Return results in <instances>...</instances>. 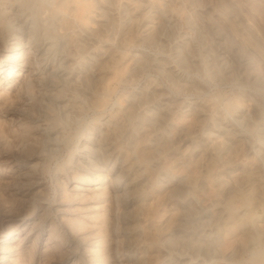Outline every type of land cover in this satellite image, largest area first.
<instances>
[{
    "label": "rangeland",
    "instance_id": "374dc122",
    "mask_svg": "<svg viewBox=\"0 0 264 264\" xmlns=\"http://www.w3.org/2000/svg\"><path fill=\"white\" fill-rule=\"evenodd\" d=\"M80 1L0 0V256L264 259V0Z\"/></svg>",
    "mask_w": 264,
    "mask_h": 264
},
{
    "label": "bare ground",
    "instance_id": "6f19581e",
    "mask_svg": "<svg viewBox=\"0 0 264 264\" xmlns=\"http://www.w3.org/2000/svg\"><path fill=\"white\" fill-rule=\"evenodd\" d=\"M75 1L78 2V3L81 2L80 0H75ZM20 2H21L20 3L21 5H26L29 2V0H20ZM87 6H88V4H87ZM80 7H79V9L81 10ZM82 7L85 8L84 5ZM83 8H82V10H83ZM83 11H87V10L84 9ZM32 38H33V43H36L37 44V42L39 41L38 37L34 36ZM9 51L10 52L4 54V59L7 60V61H10L12 63L10 65L9 69L7 70V72L5 74H3V79H5L6 81H8V83H10V85L8 87H11L14 84V82L16 81L15 80V77H20L21 74H22V71L27 70L28 67L30 69L32 68V62L30 61V57H29V55L31 53L30 47L29 46L25 47L22 43H20V41H16L14 43V46L11 47V49ZM15 66L17 67V71L16 72L14 71ZM3 94H5V95L8 94V91L6 89H5V91L2 90V95ZM102 180H103V177H102ZM103 182L104 181H102V183L100 185L95 186L94 189L100 190L101 192H103V194L104 193L107 194L108 193L107 192L108 187ZM112 184H113V182H112ZM74 187L77 188L75 185H74ZM106 197H107V195L103 196L102 198H104V200H105ZM229 216H231V215H229ZM249 219H251V218H249ZM251 220H249L250 223L253 222ZM254 224H255V227H258V229H259L260 225H258L257 223H255V221H254ZM250 226H253V225H250L249 224V228H250ZM251 228H253V227H251ZM24 230H25V224L22 225V227L15 234H11L12 232L6 233L5 234V237L2 240H0V242L3 243L5 241H7V240H17V239H19L20 234ZM251 230H253V229H251ZM12 235H15V236H12ZM24 238L25 237H23L21 241H23ZM253 241H255V239ZM101 244L102 243H100V245ZM100 245L98 244L97 241H95V242H93L91 244V246H90L91 247V250H88V252H89L90 256L92 257V260L93 259L94 260H97L98 259V260L101 261V258L103 257V255H102L103 253H101L102 246H100ZM258 246H260V245H257V244H255V242H252L250 244V247L249 246L248 247L250 248V250H255V253H257L256 248H258L259 251H260V248H261V247H258ZM261 252H262V250H261ZM253 253H254V251H253ZM262 253L264 255V251ZM253 255H256V254H252L251 264H264V262H262V260H264V259L261 257L262 258V260H261L260 258L257 257V255L260 256L258 253H257L256 257H254V258H253ZM102 259H104V257ZM0 261L2 262V264H8L9 263L7 256H4V255H1L0 256ZM100 261H98V262H100Z\"/></svg>",
    "mask_w": 264,
    "mask_h": 264
}]
</instances>
